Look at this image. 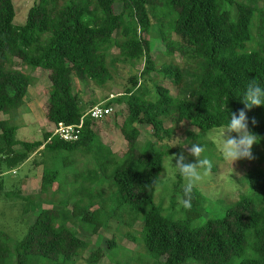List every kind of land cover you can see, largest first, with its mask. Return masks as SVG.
<instances>
[{"label":"trees","instance_id":"1","mask_svg":"<svg viewBox=\"0 0 264 264\" xmlns=\"http://www.w3.org/2000/svg\"><path fill=\"white\" fill-rule=\"evenodd\" d=\"M257 1L37 0L24 24L15 25L13 1L0 0V167L13 170L39 154L44 195L59 180L49 161L60 160L64 168L83 158L89 163L80 186L59 201L61 210H40L13 246L0 232V264H74L89 243L65 226L67 221L92 235L116 222L107 254L98 246L86 264H98L103 257L115 264H264V169L248 171L239 182L251 195L239 197L221 217L197 225L190 217L205 201L198 191H193L190 209L165 213L154 204L157 186H150L152 180L159 183L165 158L180 154L168 145L174 128H166L167 123H185L202 132L197 137L202 138L226 124L230 113L243 109L250 131L260 137L258 143L264 142V105L246 109L243 102L251 79L264 87V9ZM153 40L160 44L155 58ZM113 47L123 60L144 62L139 76L130 78L131 88L96 105L126 106L119 131L127 149L120 157L99 139L94 126L100 120L85 116L86 106L73 86L75 80L103 89L112 80ZM176 56L190 65L157 64ZM17 62L31 71L48 72L49 124L76 126L83 118L75 142L51 133L38 141L16 140L13 120L22 113L31 85V78L16 69ZM142 126L149 127L152 139L139 146ZM80 174L73 175V184ZM182 180L176 174V184ZM63 193L58 183L51 197ZM29 206L27 200L24 214ZM118 235L137 249L123 251L115 242ZM118 252L122 258L116 261Z\"/></svg>","mask_w":264,"mask_h":264},{"label":"rangeland","instance_id":"2","mask_svg":"<svg viewBox=\"0 0 264 264\" xmlns=\"http://www.w3.org/2000/svg\"><path fill=\"white\" fill-rule=\"evenodd\" d=\"M15 9V25H23L26 19L27 12L37 0H12ZM257 6L264 9V0H258ZM155 32V29H153ZM154 41V40H153ZM153 58L155 53L160 47L157 41L152 43ZM111 56V71L112 80L106 84L103 89L97 88L91 82H73L74 91L78 92L82 103L86 106V112L92 109L96 105H104L107 101L114 97H117L126 89L131 88L130 78L138 77L144 67L143 60L140 61H126L119 56L117 48L113 47L109 53ZM114 61V62H113ZM173 62L174 64L185 67L190 65L186 58L174 57L173 59H163L157 64ZM16 69L22 71L31 78V85L28 88L25 105L22 113L16 116L13 123L18 127L16 132V140L20 142H33L41 140L45 133H50L53 125L49 124L45 119V111L47 108L48 90L50 82L48 80V72L35 70L31 71L25 67H20L17 62ZM160 80V79H159ZM161 82V83H160ZM160 84L168 87L173 93L175 90L166 80H160ZM126 106L112 105V115L104 118L98 122H95L94 129L98 133L99 139L107 146L110 151L117 155L122 156L127 149L126 142L120 134L119 127L123 123L126 117ZM8 117L3 116L2 119ZM166 128H174V136L169 140L168 145L171 146L176 142L175 138L181 139L183 144L199 143L205 146L206 151L202 154L206 156L212 163V168L209 174L204 177L198 186L195 188L203 197L205 201L197 209V214L190 217L191 223L197 225L208 218L221 217L223 211L233 202L237 201L239 197L248 196L249 188L245 185L239 184L244 179L246 173L252 169H264V142L256 143L252 146L251 152L253 159L238 160L233 164V168L230 164L224 162L219 155L218 147L216 143V134L219 129L211 130L205 133L202 138H197L202 135V132L188 126L185 123L173 126L171 123H167ZM233 135H235L233 133ZM191 136V137H189ZM151 132L149 127H141V137L138 145L151 140ZM263 143V144H261ZM187 147H181L179 145L171 147L174 150H179L180 154L183 153L186 162H195V158L188 154ZM18 149V147L16 148ZM60 156L65 153H58ZM56 154V155H58ZM174 155V154H172ZM169 155V156H172ZM61 156V157H63ZM42 157L39 154H32L28 162H24L21 166L8 170L0 167V232H4L13 243H17L25 236L29 225L34 221L37 213L40 210L56 209L61 210L59 201L61 199L68 198L69 194L84 180L86 174L84 173L85 163L89 164L85 158L80 159L82 161L75 162L68 168H64L63 163L59 160V163L49 161L47 165L50 169H56L59 173V180L52 185V190H48L44 195L40 192V182L42 176V166L40 161ZM44 160V159H43ZM47 161L49 158L47 157ZM88 163V164H87ZM173 165L175 160L172 161ZM92 171V170H91ZM80 181L78 184H73V175L80 173ZM98 172V170H96ZM62 184L65 190L62 196H56L52 199L51 194L56 189L57 185ZM185 181L182 180L180 185L176 184V174L174 170L169 166L168 156L165 158L163 164V170L159 179L158 186L154 193V204L161 206L165 213L172 210L180 213L184 208L179 205L178 198L181 196L182 187ZM74 185V186H73ZM19 191L20 197L17 194ZM108 193V192H107ZM107 193L105 194L107 196ZM173 199V202H172ZM30 202L29 210L24 214L26 201ZM99 207V202L94 205ZM72 207V201H69L66 207L67 211H70ZM184 217V214L179 218ZM70 229L76 230L78 236L89 243V250L84 252L78 257L74 264H86L90 251L96 247H101L105 254H107L106 244L107 241L112 240L113 234L116 229V222L110 221L108 226L102 228L96 235L90 234L85 227L80 226L74 221H67L64 223ZM116 245L123 251H134L136 245L128 242L123 236L118 235L115 237ZM121 252L116 255V261L120 260ZM238 258L235 259L238 262ZM98 264H115L111 263L109 258L103 257Z\"/></svg>","mask_w":264,"mask_h":264},{"label":"clouds","instance_id":"3","mask_svg":"<svg viewBox=\"0 0 264 264\" xmlns=\"http://www.w3.org/2000/svg\"><path fill=\"white\" fill-rule=\"evenodd\" d=\"M243 102L245 108L264 105V87L254 78L251 79L243 93ZM255 124V120L252 121ZM233 133L235 135H233ZM260 137L250 131L248 127V118L246 112L241 109L238 112L230 113L228 122L220 127L216 134V143L220 158L233 166V164L242 159H253L251 152L252 146L259 142ZM176 142L170 147H187L182 140L175 138ZM187 147L188 154L195 158V162H186L183 153L169 156V166L185 181L182 187V195L178 198L179 205L184 209L191 208L192 194L198 184L203 181L212 168L211 161L202 154L206 151L205 146L199 143H189ZM169 147V148H170ZM175 160L173 165L172 161ZM233 168V167H232ZM150 186H158L157 181L152 180Z\"/></svg>","mask_w":264,"mask_h":264},{"label":"built area","instance_id":"4","mask_svg":"<svg viewBox=\"0 0 264 264\" xmlns=\"http://www.w3.org/2000/svg\"><path fill=\"white\" fill-rule=\"evenodd\" d=\"M112 114V107L95 106L86 112L85 116L89 117L93 121L104 119ZM83 118L76 126H68L62 123L53 126L51 134L57 136L64 142H75L78 139L79 132L82 127Z\"/></svg>","mask_w":264,"mask_h":264}]
</instances>
